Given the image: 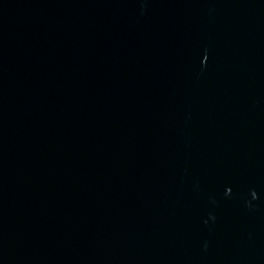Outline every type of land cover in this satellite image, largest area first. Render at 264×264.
<instances>
[{"label":"water","instance_id":"95a60500","mask_svg":"<svg viewBox=\"0 0 264 264\" xmlns=\"http://www.w3.org/2000/svg\"><path fill=\"white\" fill-rule=\"evenodd\" d=\"M0 264H264V0H0Z\"/></svg>","mask_w":264,"mask_h":264}]
</instances>
